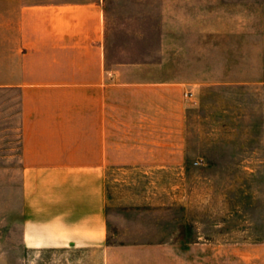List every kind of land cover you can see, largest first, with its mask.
Instances as JSON below:
<instances>
[{
  "label": "crops",
  "instance_id": "crops-1",
  "mask_svg": "<svg viewBox=\"0 0 264 264\" xmlns=\"http://www.w3.org/2000/svg\"><path fill=\"white\" fill-rule=\"evenodd\" d=\"M156 2L153 28L123 42L104 0H0L3 225L19 227L22 243L34 225L36 243L100 248L109 171L189 161L204 98L236 81L215 68L264 66L252 54L264 51V0ZM44 82L100 85L80 135L53 113L45 123L44 91L29 90Z\"/></svg>",
  "mask_w": 264,
  "mask_h": 264
},
{
  "label": "rangeland",
  "instance_id": "rangeland-1",
  "mask_svg": "<svg viewBox=\"0 0 264 264\" xmlns=\"http://www.w3.org/2000/svg\"><path fill=\"white\" fill-rule=\"evenodd\" d=\"M156 5L104 0L109 32L124 42L133 30L153 28L148 11ZM215 69L235 71L236 81L221 82L204 98L205 130L193 133L189 161L109 171L100 248L36 243L34 225L22 243L19 227L3 225L0 180V264H264V66ZM29 90L44 91L45 123L53 113L56 124L73 123L77 135L86 113L98 111L99 84L44 82Z\"/></svg>",
  "mask_w": 264,
  "mask_h": 264
}]
</instances>
